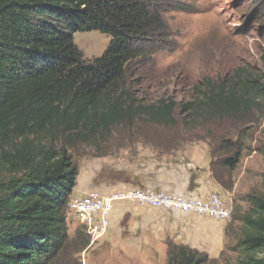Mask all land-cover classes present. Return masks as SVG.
Returning <instances> with one entry per match:
<instances>
[{"label":"trees","instance_id":"obj_1","mask_svg":"<svg viewBox=\"0 0 264 264\" xmlns=\"http://www.w3.org/2000/svg\"><path fill=\"white\" fill-rule=\"evenodd\" d=\"M187 9L184 0H0V264L58 263L71 240L68 204L80 174L75 143L139 120L178 124L176 101L137 98L131 77L151 58L152 45L169 40L166 11ZM93 30L111 38L87 59L74 34ZM195 91L182 105L183 123L264 116V77L245 69L205 78ZM224 134L211 145L220 184L214 167L232 175L246 147L242 133ZM250 202L236 264H264V195ZM168 247L167 264L216 263L187 245Z\"/></svg>","mask_w":264,"mask_h":264},{"label":"rangeland","instance_id":"obj_2","mask_svg":"<svg viewBox=\"0 0 264 264\" xmlns=\"http://www.w3.org/2000/svg\"><path fill=\"white\" fill-rule=\"evenodd\" d=\"M184 1L189 9L165 13L171 28L169 40L165 44L152 45L151 49L155 51L151 58L140 64L137 75L131 77L137 98L151 103L161 98L176 101L178 124L170 128L139 120L133 126L119 125L111 134L92 142L75 143L71 152L80 173L95 168L102 172V178L112 180L117 176L115 170L119 171L118 167L145 162L144 157L146 160L153 154H175L195 144H207L211 154V145L219 143L225 132L236 138L242 133L246 147L237 169L230 175L220 166L214 167L215 174L224 182V185L219 183L221 190L218 193L231 205L232 215L229 220H224L228 225L223 254L216 263H209L236 264L242 256L237 245L243 236L244 219L251 210L250 197L264 195V116L254 111L244 117L235 115L224 120L183 123L186 114L182 105L195 99V86L205 78L232 77L239 69H245L257 78L264 77V0ZM110 38L99 30L74 34L75 42L87 59L101 55ZM71 217L74 216L69 213ZM76 221L79 228H83V235L75 239L76 235L72 234L74 236L57 264L168 262V259L160 261L158 258L136 261L128 255L103 251L97 242H92L86 226L80 220ZM86 239H89L87 244Z\"/></svg>","mask_w":264,"mask_h":264},{"label":"crops","instance_id":"obj_3","mask_svg":"<svg viewBox=\"0 0 264 264\" xmlns=\"http://www.w3.org/2000/svg\"><path fill=\"white\" fill-rule=\"evenodd\" d=\"M142 160L145 162L118 167L112 180L102 178V172L95 168L80 173L71 198L94 191L103 195L126 194L147 187L185 196H208L221 190L212 173L207 144L191 145L175 154H153ZM68 223L70 236L76 235L78 222L71 217ZM227 225V221L122 198L115 202L108 232L96 242L103 251L128 255L136 261H166L169 242L187 245L218 260L225 248Z\"/></svg>","mask_w":264,"mask_h":264},{"label":"built area","instance_id":"obj_4","mask_svg":"<svg viewBox=\"0 0 264 264\" xmlns=\"http://www.w3.org/2000/svg\"><path fill=\"white\" fill-rule=\"evenodd\" d=\"M99 198H107V207H99ZM122 198L137 200L160 209L195 213L221 221L226 220L232 212L231 205L218 192L208 196H185L152 187L119 195H103L94 191L85 196H74L68 204V209L70 214L86 225L92 242L95 243L108 232L115 202Z\"/></svg>","mask_w":264,"mask_h":264},{"label":"bare ground","instance_id":"obj_5","mask_svg":"<svg viewBox=\"0 0 264 264\" xmlns=\"http://www.w3.org/2000/svg\"><path fill=\"white\" fill-rule=\"evenodd\" d=\"M72 198L70 199V202L72 201ZM99 207H107V198H105V199H99ZM231 215H232V212H231V214L228 215V217H227L228 220H229V218H231Z\"/></svg>","mask_w":264,"mask_h":264}]
</instances>
